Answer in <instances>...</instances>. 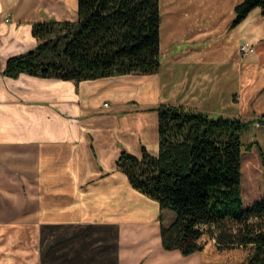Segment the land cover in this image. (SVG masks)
I'll return each instance as SVG.
<instances>
[{"label": "crops", "instance_id": "0c3cea01", "mask_svg": "<svg viewBox=\"0 0 264 264\" xmlns=\"http://www.w3.org/2000/svg\"><path fill=\"white\" fill-rule=\"evenodd\" d=\"M199 4L206 18L226 5L189 2L174 13L188 17ZM7 10L11 17L0 25V264H220L205 247L189 254L165 248L161 226L174 220L173 210L135 188L116 160L122 149L158 153L155 107L161 102L237 116L254 103L256 115H264L263 36L255 42L243 35L254 51L243 56L237 50L229 64L218 66L210 37L220 19L198 20L173 29L176 42L201 44L171 56L165 73L78 82L28 73L13 78L1 70L9 55L37 44L32 22L75 19L77 0H0L2 15ZM252 10L230 27L234 11L228 38ZM248 82L260 84L253 102L245 99ZM133 96L147 106H127Z\"/></svg>", "mask_w": 264, "mask_h": 264}, {"label": "trees", "instance_id": "16d2710c", "mask_svg": "<svg viewBox=\"0 0 264 264\" xmlns=\"http://www.w3.org/2000/svg\"><path fill=\"white\" fill-rule=\"evenodd\" d=\"M264 0H240L230 27ZM159 0H77L75 19L48 16L32 22L37 44L9 55L2 74L22 72L62 79L138 73L162 65ZM159 150L141 154L122 149L116 160L131 184L175 212L161 226L165 248L189 254L205 247H249L239 264H264V198L244 206L242 132L264 115L242 119L179 103H159Z\"/></svg>", "mask_w": 264, "mask_h": 264}, {"label": "rangeland", "instance_id": "374dc122", "mask_svg": "<svg viewBox=\"0 0 264 264\" xmlns=\"http://www.w3.org/2000/svg\"><path fill=\"white\" fill-rule=\"evenodd\" d=\"M208 0H159L160 12H161V23H160V52L162 55V65L160 71H164L167 68L169 58L175 56V53L180 51L183 47L193 46L201 44V42L193 41L190 42H176L175 32L178 33L181 30L179 28H184L191 26V23L194 22V25L204 23H216L219 19L218 29L211 35L210 39L215 45L212 48V55L214 54L215 63L218 66L227 65L232 57L238 53L240 43L243 41H249V38L241 39L244 35L245 37H252L257 40L263 36L264 39V20L256 16L257 8L253 9L250 16L247 20L243 22L238 28L236 27L232 31L236 36H233L231 39L227 37L226 25L230 19L234 16V5L240 0H223L225 2L224 7L217 9L216 14L213 18H206L205 13L208 12L202 5H194L191 10L188 11L189 16L184 17V15L175 14L176 7L181 6L182 4L192 2L197 4L198 2H205ZM221 1V0H217ZM259 8V7H258ZM53 11V10H52ZM55 14V13H54ZM258 16H260L258 14ZM11 17V11H2L0 12V25L2 24V19L8 21ZM261 17V16H260ZM57 18V17H56ZM181 21V22H180ZM197 21V22H196ZM179 22V24H177ZM177 24V25H176ZM177 27V29H176ZM174 29V31H173ZM224 30V31H222ZM173 32V33H172ZM183 35V34H182ZM184 37V36H183ZM259 37V38H257ZM241 39V40H240ZM203 43V42H202ZM211 50V49H210ZM240 51V50H239ZM249 55V54H248ZM246 55V56H248ZM245 56V55H243ZM2 73V70H1ZM24 73V72H22ZM163 73V74H164ZM4 75V74H3ZM7 76V75H5ZM11 77V76H7ZM16 78V77H13ZM259 86V87H257ZM260 84L254 85L247 83V91L245 99L247 102H253L255 91H259ZM227 92V89H226ZM162 93V95H164ZM135 98V99H133ZM242 98V96H241ZM171 99V98H167ZM140 100V99H139ZM106 104V103H105ZM127 106L131 107H144L147 106L145 103L139 104L137 97H129L126 100ZM252 108H247L246 111L238 112L242 113L238 116L242 119L255 118L256 114L259 112L256 111L254 103L250 104ZM250 109V110H249ZM231 110V109H230ZM234 111V110H233ZM212 114H217L215 112H210ZM242 196L244 199V206H248L252 202L264 198V125H261L258 121H255L253 124L248 126L242 132ZM174 212V211H173ZM175 214V212H174ZM202 240H206L205 250L208 251V254L214 256V258L221 262L220 264H239L244 260L249 252V247H236L226 250H218L214 244V240L204 235Z\"/></svg>", "mask_w": 264, "mask_h": 264}, {"label": "built area", "instance_id": "2783aa9c", "mask_svg": "<svg viewBox=\"0 0 264 264\" xmlns=\"http://www.w3.org/2000/svg\"><path fill=\"white\" fill-rule=\"evenodd\" d=\"M254 45L249 41H243L240 43L239 50L243 55H248L254 51Z\"/></svg>", "mask_w": 264, "mask_h": 264}]
</instances>
